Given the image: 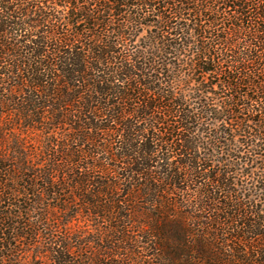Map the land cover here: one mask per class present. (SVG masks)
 I'll return each instance as SVG.
<instances>
[{"label":"trees","instance_id":"trees-1","mask_svg":"<svg viewBox=\"0 0 264 264\" xmlns=\"http://www.w3.org/2000/svg\"><path fill=\"white\" fill-rule=\"evenodd\" d=\"M5 136L0 264H264V0H0Z\"/></svg>","mask_w":264,"mask_h":264},{"label":"rangeland","instance_id":"rangeland-1","mask_svg":"<svg viewBox=\"0 0 264 264\" xmlns=\"http://www.w3.org/2000/svg\"><path fill=\"white\" fill-rule=\"evenodd\" d=\"M6 134V133H5ZM7 137L5 136L4 137V139H1L0 140V150H3L4 148L6 149L7 147H8V142H9V139L7 140L6 139ZM82 214V216L80 217L82 220H81V225H83V224H87L88 225V222H86V220H84V218H85V215H84V212L83 213H81ZM95 225H96V223H95ZM23 248H25V250H24V254L26 255V256H30V257H34V255L36 254L35 252V250L36 249H34V248H32V247H30V248H26L25 246L23 247Z\"/></svg>","mask_w":264,"mask_h":264}]
</instances>
